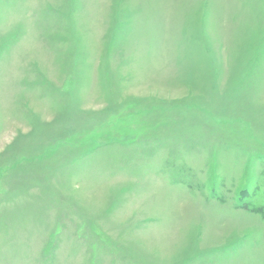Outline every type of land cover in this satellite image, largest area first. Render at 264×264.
<instances>
[{"label": "rangeland", "instance_id": "rangeland-1", "mask_svg": "<svg viewBox=\"0 0 264 264\" xmlns=\"http://www.w3.org/2000/svg\"><path fill=\"white\" fill-rule=\"evenodd\" d=\"M0 264H264V0H0Z\"/></svg>", "mask_w": 264, "mask_h": 264}]
</instances>
